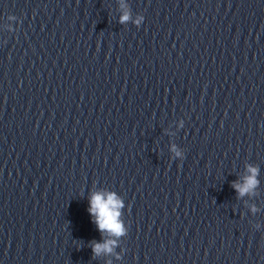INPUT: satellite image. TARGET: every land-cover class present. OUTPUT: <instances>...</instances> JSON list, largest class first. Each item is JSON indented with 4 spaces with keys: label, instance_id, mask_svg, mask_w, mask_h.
<instances>
[{
    "label": "water",
    "instance_id": "1",
    "mask_svg": "<svg viewBox=\"0 0 264 264\" xmlns=\"http://www.w3.org/2000/svg\"><path fill=\"white\" fill-rule=\"evenodd\" d=\"M0 264H264V0H0Z\"/></svg>",
    "mask_w": 264,
    "mask_h": 264
},
{
    "label": "clouds",
    "instance_id": "2",
    "mask_svg": "<svg viewBox=\"0 0 264 264\" xmlns=\"http://www.w3.org/2000/svg\"><path fill=\"white\" fill-rule=\"evenodd\" d=\"M130 19V14L125 12L120 22L125 23ZM248 171L250 173L243 182L234 183L233 187L237 190L240 196L253 193L258 186V169L249 166ZM89 213L95 217L94 222L98 229L103 232H108L114 237H121L125 235L126 228L123 222L120 220L121 209L124 207L123 202L115 193H109L105 196L104 193H94L89 201ZM115 240L105 241L103 244L93 243L92 250L94 255H99L101 251L111 253L115 246Z\"/></svg>",
    "mask_w": 264,
    "mask_h": 264
}]
</instances>
